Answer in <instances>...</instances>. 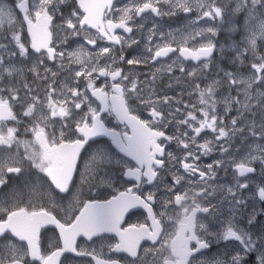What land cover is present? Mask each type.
Masks as SVG:
<instances>
[{
	"label": "snow or ice",
	"instance_id": "6c2138e0",
	"mask_svg": "<svg viewBox=\"0 0 264 264\" xmlns=\"http://www.w3.org/2000/svg\"><path fill=\"white\" fill-rule=\"evenodd\" d=\"M82 258L264 264V0H0V264Z\"/></svg>",
	"mask_w": 264,
	"mask_h": 264
},
{
	"label": "flooded vegetation",
	"instance_id": "af4514ba",
	"mask_svg": "<svg viewBox=\"0 0 264 264\" xmlns=\"http://www.w3.org/2000/svg\"><path fill=\"white\" fill-rule=\"evenodd\" d=\"M204 162L207 163V162H210V160H209V159H206ZM220 175H221L222 177H224V173H221ZM225 179H230V177L228 176V177H226ZM136 219H137V217H133V218H132V222H135ZM221 250H222V249H221ZM79 259H81V258H78V260H79ZM82 259L85 261V264H86V262H87V258H82Z\"/></svg>",
	"mask_w": 264,
	"mask_h": 264
},
{
	"label": "rangeland",
	"instance_id": "374dc122",
	"mask_svg": "<svg viewBox=\"0 0 264 264\" xmlns=\"http://www.w3.org/2000/svg\"><path fill=\"white\" fill-rule=\"evenodd\" d=\"M207 159H209V160L211 161L212 157H209V158H207ZM228 176L231 178V173H230V172H229ZM228 176H227V177H228ZM225 178H226V177H225ZM221 249H222V246H221Z\"/></svg>",
	"mask_w": 264,
	"mask_h": 264
}]
</instances>
